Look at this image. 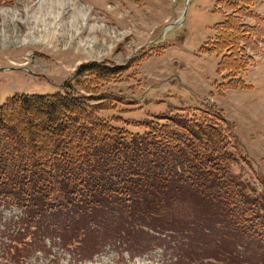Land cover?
I'll list each match as a JSON object with an SVG mask.
<instances>
[{"label":"trees","instance_id":"trees-1","mask_svg":"<svg viewBox=\"0 0 264 264\" xmlns=\"http://www.w3.org/2000/svg\"><path fill=\"white\" fill-rule=\"evenodd\" d=\"M218 5L224 20L207 46L219 55L229 89L263 54L257 43L264 39V20L249 12L253 0ZM123 71L93 65L78 75L97 89ZM91 102L70 86L50 95L15 94L0 106V208L24 212L19 230L9 229L17 242L15 263L42 251L47 237L61 239L78 259L117 240L132 255L169 241L189 249L205 237L195 228L208 225L224 230L222 238L264 243L258 228H264V206L251 184L230 170L236 163L233 133L221 115L167 113L139 134L114 126ZM181 204L197 208L179 216ZM28 234L36 238L32 245L24 242ZM252 254L248 261L254 263Z\"/></svg>","mask_w":264,"mask_h":264},{"label":"rangeland","instance_id":"rangeland-1","mask_svg":"<svg viewBox=\"0 0 264 264\" xmlns=\"http://www.w3.org/2000/svg\"><path fill=\"white\" fill-rule=\"evenodd\" d=\"M64 3L65 7L61 0H0V106L17 93L50 95L73 86L80 98L102 106V117L133 133L145 134L157 117L177 109L191 108L198 117H205L204 111L221 115L231 122L230 130L234 128L235 133L230 150L238 164L230 170L251 184L252 196L257 191L258 203L264 206V52L226 89L231 81L219 70V55L210 53L207 46L215 40L216 24L224 20L218 0ZM249 12L264 20V0H253ZM244 20L252 25L256 22L251 17ZM257 45L264 50V39ZM93 65L123 67L124 71L93 89L97 84L78 75L80 68ZM196 208V204H181L178 215L194 213ZM0 211L11 219L24 216L16 208ZM9 229L6 219H0V264H9ZM194 231L206 237L200 239L202 244L187 249L169 241L176 247L169 246V250L183 255L181 251L187 249L185 252L194 257L218 261L220 250L229 246L228 242L220 245L224 230L208 225ZM47 245L45 252L28 257L23 264H84L71 252L64 253L58 246L52 250L49 241ZM104 254L85 264L174 261L171 252L163 257L162 250L133 260L115 251ZM242 258L235 259L239 262ZM252 259L259 260L253 254ZM196 264L221 263L207 260Z\"/></svg>","mask_w":264,"mask_h":264},{"label":"bare ground","instance_id":"bare-ground-1","mask_svg":"<svg viewBox=\"0 0 264 264\" xmlns=\"http://www.w3.org/2000/svg\"><path fill=\"white\" fill-rule=\"evenodd\" d=\"M61 5L64 7L66 6V4L64 3V0H61Z\"/></svg>","mask_w":264,"mask_h":264}]
</instances>
